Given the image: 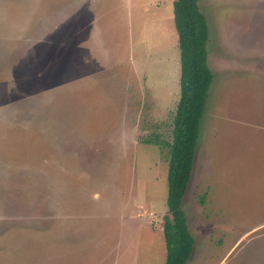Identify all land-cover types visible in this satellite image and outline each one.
<instances>
[{"label": "rangeland", "instance_id": "rangeland-1", "mask_svg": "<svg viewBox=\"0 0 264 264\" xmlns=\"http://www.w3.org/2000/svg\"><path fill=\"white\" fill-rule=\"evenodd\" d=\"M199 6L186 264H264V0ZM179 73L172 0H0V264H164Z\"/></svg>", "mask_w": 264, "mask_h": 264}, {"label": "trees", "instance_id": "trees-1", "mask_svg": "<svg viewBox=\"0 0 264 264\" xmlns=\"http://www.w3.org/2000/svg\"><path fill=\"white\" fill-rule=\"evenodd\" d=\"M173 22L180 54L179 96L172 109L171 140L146 138L165 147L167 167V211L163 215L164 264H186L195 239L182 207L192 172L212 70L208 65V23L199 0H172ZM203 198H201L202 200ZM203 201V200H202Z\"/></svg>", "mask_w": 264, "mask_h": 264}]
</instances>
